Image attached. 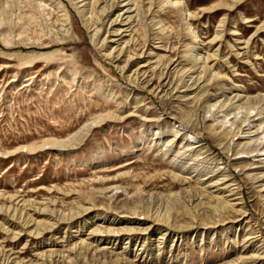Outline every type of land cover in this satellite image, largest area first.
I'll return each instance as SVG.
<instances>
[{"label": "rangeland", "instance_id": "374dc122", "mask_svg": "<svg viewBox=\"0 0 264 264\" xmlns=\"http://www.w3.org/2000/svg\"><path fill=\"white\" fill-rule=\"evenodd\" d=\"M115 1L0 0V264H104L147 213L137 264H264V0H132L118 43Z\"/></svg>", "mask_w": 264, "mask_h": 264}, {"label": "bare ground", "instance_id": "6f19581e", "mask_svg": "<svg viewBox=\"0 0 264 264\" xmlns=\"http://www.w3.org/2000/svg\"><path fill=\"white\" fill-rule=\"evenodd\" d=\"M119 1L120 2H123L120 5L121 6H124L126 8L123 9L122 11L118 12L117 13V17L115 19L111 20V25H114V26L116 25V26H119V27L114 28L112 26L111 27L112 30H111V32L109 34V37H110V35L113 36L110 41L111 42H117V43L125 35L123 33L125 31H127L128 24H131L130 20L133 17V16L127 14V13H130L132 11L130 9L131 8L130 5L133 3L132 0H119ZM160 1L162 3L163 2H166V3L167 2H171L173 4L178 3L176 0H160ZM115 2L118 3V0H116ZM186 7H187V4L186 3L184 5H182V9H184V11L187 10V9H185ZM186 12L187 13H185V14H187V17H190V13L188 11H186ZM142 13L140 14V19H141V17L145 18L148 15V10H144ZM124 15H126V16H124ZM132 21H134V20H132ZM137 21H138V19H137ZM142 22L144 23L145 21H143V19H142ZM157 23H158V21L154 20V22H153V26L154 27L152 28L153 30L154 29H157V27H156ZM190 28L191 27L189 26V29ZM193 37L195 39V43H197L199 41L197 39L198 38L197 35H194ZM158 38H159L158 37V32H154V39H158ZM196 50H197V47H193L192 50L189 52V59H195V60H193V62H194L195 65L199 63V60H201L203 62H205L207 60V57L206 58L202 57V55L199 53V51H196ZM120 54H121V51H120ZM199 58H201V59H199ZM133 61H134V59H131L129 61L130 64ZM141 67H142V65H141ZM218 75H219V73L217 71L211 73V77L212 78L213 77L216 78ZM166 76H168V75H166ZM195 78H194L192 84L193 85H196V88H197V87L200 86V84L203 81H201L200 78H196V79ZM169 79H170V76H169ZM256 107H257L256 103L253 104L252 106L251 105H248L246 107V110L247 111L248 110H253ZM88 209L89 208H85V209L82 210V212H85ZM93 216L95 217L96 215L94 214ZM90 219H91V217H90ZM164 220H163L162 216L159 217L158 215H155L154 213L153 214H148L147 213L146 221H144V222H141V221H139V222H133V221H128L127 220L125 222L126 224L124 226H121V227H112V228H110V227L109 228H105L104 227V229H101V230H97V229H93L92 230L91 229L88 234H89V236L91 235L90 237H91V239H93L92 241H96L95 243H99V244L100 243H104L103 241H107V243H109V241H111V242L113 241V242H112V245H110V246H103L101 248L99 247V245L93 246L91 244L92 241H90V243H87V244L92 245L93 251L99 253L100 258H103V259H97L101 263H104V264H137V263H135L136 261L139 260V259H136L137 256L140 255V254H142V252H145L146 246H148V245L150 246V245L153 244L152 241H150V235H152V232L151 231H152V229L155 228V226L157 224H159V225H161L163 227L165 226V228H162V230L161 229L159 230L161 232H159L160 233L159 234L160 236L158 237L156 243H157V245H159L162 242H164V241H162V238L164 239V236L166 234H168V231H166V230L169 229L168 226H166V222H167L166 219H164ZM112 222H114V219H112ZM26 223H28V222H26ZM91 223H92V221H91ZM135 223H137V225ZM140 224L142 225L141 227L139 226ZM144 224H145V226H144ZM155 229L158 230L159 228H155ZM147 233H149V235H146ZM169 233H170V231H169ZM138 235H143V236L145 235L144 237H142L143 238V240H142L143 243L140 244L143 250L140 253H135L133 259L132 258L129 259V257H128L127 254H130L129 253L130 252L129 251L130 249L128 250L126 246H124L123 249L121 248L122 250H120V251H116L115 250L116 248H118L117 246H114L113 245L116 240L123 239V237H124V238H126L127 241H132V240H134L135 236H137L136 238L138 240V238H139ZM253 239H256L255 236L248 237L247 238L246 242H249V243H247V245H244L243 246V249L244 250L245 249H248L251 246L253 247L256 242L260 241V239H258L256 241H252ZM101 240H102V242H100ZM145 242H147L148 245H145L144 244ZM137 249H138V247H137ZM248 256L249 257H255L256 256V257H260L262 259L264 258V254L263 255L259 254L258 256H257V254H249ZM245 257H246L245 255L244 256L239 255V256H237L234 259H229L227 261H223V263H221V264H240L241 260L243 258H245ZM39 260H41V264H44V261H48V262H51L52 261V259H39ZM167 262H169V261H167ZM25 264H36V262L34 263L32 261H27ZM38 264H40V263H38ZM141 264H166V263H163V261L160 260V259L159 260L154 259V261H146V259H145V260H141ZM167 264H169V263H167ZM171 264H173V263H171Z\"/></svg>", "mask_w": 264, "mask_h": 264}]
</instances>
